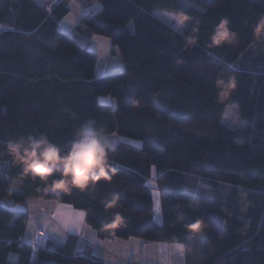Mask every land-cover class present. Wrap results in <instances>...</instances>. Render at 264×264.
<instances>
[{
    "label": "trees",
    "instance_id": "16d2710c",
    "mask_svg": "<svg viewBox=\"0 0 264 264\" xmlns=\"http://www.w3.org/2000/svg\"><path fill=\"white\" fill-rule=\"evenodd\" d=\"M71 1L83 14L69 34L59 29L69 13L62 3L48 11L37 0H0V200L68 205L100 240L179 244L185 264H264V4ZM158 11L174 14L181 29ZM97 36L118 50L122 72L95 76L97 54L87 48ZM233 77L235 91L227 87ZM100 96L115 98L116 107ZM233 103L240 129L222 124ZM89 118L140 145L118 142L108 179L86 191L25 176L8 154V140L29 136L67 151ZM149 181L159 195V223ZM26 220L0 207V264H104L76 251L74 234L63 243L37 241L33 252V243H22ZM197 224L203 227L193 231Z\"/></svg>",
    "mask_w": 264,
    "mask_h": 264
},
{
    "label": "crops",
    "instance_id": "0c3cea01",
    "mask_svg": "<svg viewBox=\"0 0 264 264\" xmlns=\"http://www.w3.org/2000/svg\"><path fill=\"white\" fill-rule=\"evenodd\" d=\"M49 1L51 0L38 2L44 5L48 11L57 3H62L68 8V11L71 9L74 11L77 19H80L83 14V10L71 0H54L52 4H48ZM2 29L0 27V30ZM96 41V37H91L89 44ZM107 58L105 56V66L102 67L99 74H96V64L94 69L96 77L112 73V69L107 67L109 64ZM0 207L11 208L14 218L21 213L27 215V225L22 243L32 244L36 231L40 229L42 234L38 241L39 246H43L47 240L63 243L67 234H74L78 238L76 251L89 250L92 256L100 257L104 264H185L183 249L179 244H142L141 241H133V239L100 240L96 232L85 224L83 212L65 204L40 198H29L25 203L17 205H12L10 201L0 200ZM155 221L159 223L160 220Z\"/></svg>",
    "mask_w": 264,
    "mask_h": 264
},
{
    "label": "clouds",
    "instance_id": "9594fccd",
    "mask_svg": "<svg viewBox=\"0 0 264 264\" xmlns=\"http://www.w3.org/2000/svg\"><path fill=\"white\" fill-rule=\"evenodd\" d=\"M264 28V24H261ZM227 21L220 25L221 38H226ZM218 86H223L219 82ZM227 87L236 89L235 78H230ZM108 130L94 119L83 121L67 151L50 142L47 137H27L8 140L6 148L13 161L21 167L25 176L50 182L55 189L86 191L90 186L107 180L108 156L115 150ZM193 229H201L202 224Z\"/></svg>",
    "mask_w": 264,
    "mask_h": 264
},
{
    "label": "rangeland",
    "instance_id": "374dc122",
    "mask_svg": "<svg viewBox=\"0 0 264 264\" xmlns=\"http://www.w3.org/2000/svg\"><path fill=\"white\" fill-rule=\"evenodd\" d=\"M41 2H44V0H38ZM54 0L49 1L48 4H52ZM262 4H264V0H259ZM177 2H179L180 6L182 8H189L191 7L190 3L187 2L186 0H178ZM100 4H96L93 5L92 10L94 12H96L97 10H99ZM155 14V16L157 18H159L160 20L163 21V23L165 22V24H168L169 26H171L172 28H177L178 30L181 29V23H179L178 18L172 14V13H167V12H155L153 13ZM77 16L75 15L74 11L71 9L69 11V14L65 17L64 20H62L59 25V29L62 31H66L68 33H72L73 28L76 24H78L79 19L76 18ZM97 41L95 43H91V45H88L89 50L95 52L97 54V69H96V74H99V72L101 71L102 67L105 66V56L108 57L107 59H109V64H108V68L112 69V73L110 74H114V73H118V72H122L124 70V65L122 63V60L120 58V54L118 52V50L112 45L111 41L109 38L107 37H103V36H97ZM111 49H114V53L111 52ZM108 55V56H107ZM108 61V60H107ZM96 68V65H95ZM109 70V69H108ZM109 74V75H110ZM99 103L103 104V105H109L112 106L113 108L116 107V100L115 98H113L112 96H100L99 98ZM237 105L233 104H229L226 105L225 111L223 113V117H222V124L224 125V127L227 128H233V129H240L242 127H244L243 125L245 124L244 121H242L239 116H237ZM113 138L112 143L116 146V144H118V142H128L130 144L133 145H140V142L137 141L136 139H132V138H125V137H119L115 134H110ZM148 186L150 187L151 191H152V198L154 200V218L155 220H160L161 218V210H160V203H159V195L157 194V189L156 186L154 185V183L152 181H149ZM203 192L205 191L206 193L209 192V189H206L202 187ZM41 230H37L36 231V235L38 234V232H40ZM35 235V237H36ZM67 236V235H66ZM133 241H140V240H136L133 239ZM183 249V255H184V248L182 246ZM9 258L11 260L15 259V255L10 254Z\"/></svg>",
    "mask_w": 264,
    "mask_h": 264
},
{
    "label": "built area",
    "instance_id": "2783aa9c",
    "mask_svg": "<svg viewBox=\"0 0 264 264\" xmlns=\"http://www.w3.org/2000/svg\"><path fill=\"white\" fill-rule=\"evenodd\" d=\"M41 234H42V231L38 232V234L34 238V242H33V246H32L33 252H35V250H36L35 245H37V243H38L37 241H39V238H40Z\"/></svg>",
    "mask_w": 264,
    "mask_h": 264
},
{
    "label": "snow or ice",
    "instance_id": "6c2138e0",
    "mask_svg": "<svg viewBox=\"0 0 264 264\" xmlns=\"http://www.w3.org/2000/svg\"><path fill=\"white\" fill-rule=\"evenodd\" d=\"M197 227H198V225H194V226H193L194 229L197 228Z\"/></svg>",
    "mask_w": 264,
    "mask_h": 264
}]
</instances>
